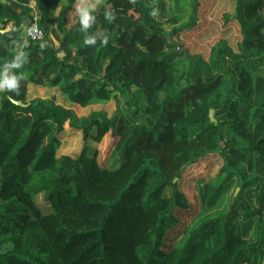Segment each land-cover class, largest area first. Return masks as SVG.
Masks as SVG:
<instances>
[{"label": "trees", "instance_id": "1", "mask_svg": "<svg viewBox=\"0 0 264 264\" xmlns=\"http://www.w3.org/2000/svg\"><path fill=\"white\" fill-rule=\"evenodd\" d=\"M91 2L89 34L106 32L107 46H85L76 16L67 25L76 0H0V64L25 40L28 57L19 94L0 93V264H264V0H230L239 36L204 53L172 39L198 26L201 0ZM33 11L40 41L24 35ZM30 83L115 109L78 116L54 96L28 98ZM68 127L81 150L59 157ZM107 133L118 138L111 169L88 144ZM215 152L222 165L197 190L196 221L163 250L175 209L189 206L177 181Z\"/></svg>", "mask_w": 264, "mask_h": 264}, {"label": "rangeland", "instance_id": "2", "mask_svg": "<svg viewBox=\"0 0 264 264\" xmlns=\"http://www.w3.org/2000/svg\"><path fill=\"white\" fill-rule=\"evenodd\" d=\"M165 1L166 4L169 2V0ZM230 4V0H201L198 26L183 35L181 39H172L177 43L183 42V47L189 46L193 51H201L202 53L207 52L211 44L220 38H225L231 43L235 42V39L239 36L237 27L235 23L227 22L224 16ZM262 12L264 14V8ZM57 14L58 10L54 16H57ZM32 15H35V11H33ZM74 16L75 13H69V22L67 25L70 26L72 24ZM53 26H55V24H53ZM54 45L58 52H60V56H62L63 47L60 42L54 40ZM179 58H182V56H176V59ZM27 90H29L28 98L36 95L54 96L63 106L73 108L78 116L88 115L92 111L99 110H105L108 115H111L115 109L114 100H110L106 103H91V105L83 108L71 103L66 96L60 94L55 88L38 86L30 83L27 85ZM119 99L122 102L127 100L125 95H119ZM213 114H211V117L215 119ZM60 136L62 142L57 149V156H77L81 150V131L68 127ZM117 141L118 138L112 136L110 133H107L100 143L93 140L88 141L92 149H98V160L100 164L107 169L115 168L119 164V161L117 162L112 159V154L115 149H117ZM89 155L91 156V152ZM221 165L222 158L215 152L186 167L182 172L180 179L177 181V187L185 194L189 206L187 209H175V216L178 219V223L171 230L167 231L163 250L169 251L172 249V247L182 239L186 228H189L190 225L196 221L200 208L197 190L205 181L211 179L218 172ZM35 200L36 205L42 213L50 211L49 203L43 199L42 195H38Z\"/></svg>", "mask_w": 264, "mask_h": 264}, {"label": "clouds", "instance_id": "3", "mask_svg": "<svg viewBox=\"0 0 264 264\" xmlns=\"http://www.w3.org/2000/svg\"><path fill=\"white\" fill-rule=\"evenodd\" d=\"M96 8L91 0H76L75 16L79 25V30L84 34L83 44L85 46H95L99 41L107 46L109 43V35L106 32H101L99 36L90 35L89 30L96 24ZM148 15L156 18L159 15V9L154 7ZM105 20L111 22L114 19V14L111 11L104 13ZM27 46V40L24 45L17 49L12 58L3 64H0V93H15L19 94L21 81L25 79L23 73L18 70L22 69L27 63V53L23 51V47Z\"/></svg>", "mask_w": 264, "mask_h": 264}, {"label": "built area", "instance_id": "4", "mask_svg": "<svg viewBox=\"0 0 264 264\" xmlns=\"http://www.w3.org/2000/svg\"><path fill=\"white\" fill-rule=\"evenodd\" d=\"M33 17L28 21V23L24 27V35L32 41H40L44 37L43 30L39 25V17L35 13L32 15Z\"/></svg>", "mask_w": 264, "mask_h": 264}, {"label": "water", "instance_id": "5", "mask_svg": "<svg viewBox=\"0 0 264 264\" xmlns=\"http://www.w3.org/2000/svg\"><path fill=\"white\" fill-rule=\"evenodd\" d=\"M9 29H10V25L8 24L7 27H6L4 30H0V32H5V31H8ZM13 102L16 103V104H18V105H21V106L23 105L21 101H13ZM213 113H214V112H213V110L211 109V110H210V115H209L211 120H214V119L211 117V114H213ZM176 180H177V179L175 178L174 181H176ZM237 190H238V189H237Z\"/></svg>", "mask_w": 264, "mask_h": 264}, {"label": "crops", "instance_id": "6", "mask_svg": "<svg viewBox=\"0 0 264 264\" xmlns=\"http://www.w3.org/2000/svg\"><path fill=\"white\" fill-rule=\"evenodd\" d=\"M10 25V24H9Z\"/></svg>", "mask_w": 264, "mask_h": 264}]
</instances>
